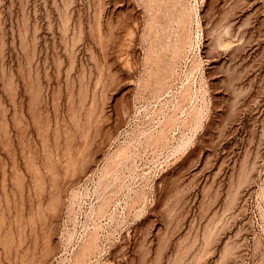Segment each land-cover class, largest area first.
<instances>
[{"label": "rangeland", "instance_id": "obj_1", "mask_svg": "<svg viewBox=\"0 0 264 264\" xmlns=\"http://www.w3.org/2000/svg\"><path fill=\"white\" fill-rule=\"evenodd\" d=\"M32 263L264 264V0H0V264Z\"/></svg>", "mask_w": 264, "mask_h": 264}, {"label": "bare ground", "instance_id": "obj_2", "mask_svg": "<svg viewBox=\"0 0 264 264\" xmlns=\"http://www.w3.org/2000/svg\"><path fill=\"white\" fill-rule=\"evenodd\" d=\"M70 166V165H69ZM69 171V170H68ZM39 186V185H38ZM43 188V187H42ZM55 196V195H54ZM53 198V197H52ZM56 199V198H55ZM60 204V203H59ZM230 207V206H229ZM55 209V208H54ZM57 209V208H56ZM35 258V257H34ZM39 261V260H38ZM33 264V263H32Z\"/></svg>", "mask_w": 264, "mask_h": 264}]
</instances>
